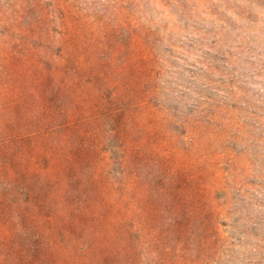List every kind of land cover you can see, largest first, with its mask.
Segmentation results:
<instances>
[{
  "label": "rangeland",
  "instance_id": "374dc122",
  "mask_svg": "<svg viewBox=\"0 0 264 264\" xmlns=\"http://www.w3.org/2000/svg\"><path fill=\"white\" fill-rule=\"evenodd\" d=\"M65 66L137 151L132 264H264V0H0V197L41 167L25 70Z\"/></svg>",
  "mask_w": 264,
  "mask_h": 264
},
{
  "label": "trees",
  "instance_id": "16d2710c",
  "mask_svg": "<svg viewBox=\"0 0 264 264\" xmlns=\"http://www.w3.org/2000/svg\"><path fill=\"white\" fill-rule=\"evenodd\" d=\"M80 64L84 66L83 61ZM82 68L25 70L19 94L24 107L35 110L41 167L14 174L6 195L0 197L5 232L0 264H132L134 260L137 151L131 139L118 141L119 111L103 87L87 85L88 73ZM107 118L112 119L108 128ZM110 141L122 154H112L107 161ZM116 160L120 178L112 179L108 168ZM152 192L143 188L142 200ZM164 202L162 191L153 200L161 225ZM156 240L164 242L161 236Z\"/></svg>",
  "mask_w": 264,
  "mask_h": 264
}]
</instances>
